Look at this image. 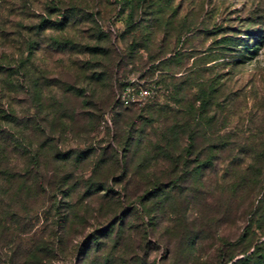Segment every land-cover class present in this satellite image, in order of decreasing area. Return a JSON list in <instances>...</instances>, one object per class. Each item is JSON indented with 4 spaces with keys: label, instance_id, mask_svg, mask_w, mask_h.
I'll return each instance as SVG.
<instances>
[{
    "label": "rangeland",
    "instance_id": "rangeland-1",
    "mask_svg": "<svg viewBox=\"0 0 264 264\" xmlns=\"http://www.w3.org/2000/svg\"><path fill=\"white\" fill-rule=\"evenodd\" d=\"M12 33L41 99L32 100L24 77L15 105L22 136L40 150L41 177L71 176L20 208L31 236L64 209L113 206L127 193L149 264H226L242 249L264 253V0H0V35ZM228 34L252 37L243 62L217 48ZM9 47L0 39V51ZM211 83L220 86L203 108L199 88ZM127 87L136 99L123 106ZM192 127L194 148L185 151ZM57 150L69 159L55 175ZM92 176L110 191L89 190ZM149 192L144 215L140 198Z\"/></svg>",
    "mask_w": 264,
    "mask_h": 264
},
{
    "label": "trees",
    "instance_id": "trees-1",
    "mask_svg": "<svg viewBox=\"0 0 264 264\" xmlns=\"http://www.w3.org/2000/svg\"><path fill=\"white\" fill-rule=\"evenodd\" d=\"M127 1L131 2V0ZM260 38L264 39V36ZM0 39L4 46H10L7 50L0 51V264H149L141 256V251L145 252L150 245L142 234L140 235L143 238L142 244L136 246L137 237L133 230L135 228L132 229L130 225L131 215L135 210L134 207L127 209L124 205V203H132V201L128 202L127 193L123 194L124 197L117 200L118 203H114L113 206L112 204H109V207L100 206L97 210L90 208L76 210L73 207L64 209L62 217H57L48 230L38 236L29 234L31 231L27 223L19 216L20 208L27 207L28 198H34L44 193L46 189L52 192L57 189L59 192L71 176L68 178L67 173L60 178V181L56 176L48 179L46 176H40V150L34 147L32 141L23 138L24 129H21L22 124L15 109L17 96L24 86L22 82L24 77H28L26 86L31 87L32 100L36 104L41 100L39 83L34 78L32 63L29 68L27 62L22 61L20 48L16 43L18 41L16 34H7L5 37L0 35ZM249 39L228 34L221 37L217 48L222 50L221 54L232 50L229 53L230 60L238 64L243 62L244 55L253 52L255 46H250L252 41L250 42ZM90 51L98 53L101 49L92 47ZM29 52L33 53L32 49ZM209 54L211 57L212 53ZM24 65L27 70L29 69L27 72L24 71ZM219 86L218 83L213 87L211 83L199 88L200 106L208 107L211 94L218 92ZM193 111L190 109L187 112ZM25 125H29L27 130L33 133L37 122L31 117ZM196 136L197 131L192 127L187 133L189 141L185 140L187 142L185 151L194 148ZM39 148L49 149V143L46 142ZM50 148L53 147L50 145ZM52 153L51 160L54 164H59V167H54L53 170L57 175L60 167L68 161L69 153L58 150ZM94 153V148L88 149L86 156L83 152H78L76 165L79 166ZM20 159H23L25 164L23 163L24 167L18 169ZM204 163L201 162L198 166ZM97 164L98 167L103 165L101 161ZM121 171L126 175L127 165L123 166ZM86 185L89 190L103 186L106 192L110 191L100 178L93 179V176ZM106 192L101 195L104 196ZM150 194L149 192L140 198L141 211L144 215L147 214L145 203L150 200ZM64 196H73V191L68 190ZM25 212L27 213L28 210ZM55 212L57 215L60 213L58 206L55 207ZM93 218L95 223L90 222ZM244 234L245 231L236 242L242 243ZM225 259L226 264H263L264 253L260 252L259 247L252 251L242 249L237 254L226 256Z\"/></svg>",
    "mask_w": 264,
    "mask_h": 264
},
{
    "label": "built area",
    "instance_id": "built-area-1",
    "mask_svg": "<svg viewBox=\"0 0 264 264\" xmlns=\"http://www.w3.org/2000/svg\"><path fill=\"white\" fill-rule=\"evenodd\" d=\"M130 88L127 87L125 91H123L120 95V101L123 106H129L133 100L136 98L134 97V94L130 92Z\"/></svg>",
    "mask_w": 264,
    "mask_h": 264
}]
</instances>
